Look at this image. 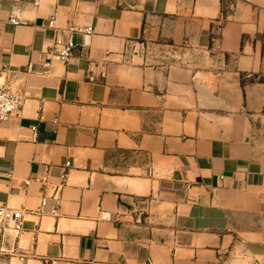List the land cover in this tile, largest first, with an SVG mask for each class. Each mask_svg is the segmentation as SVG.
<instances>
[{
  "label": "crops",
  "instance_id": "obj_1",
  "mask_svg": "<svg viewBox=\"0 0 264 264\" xmlns=\"http://www.w3.org/2000/svg\"><path fill=\"white\" fill-rule=\"evenodd\" d=\"M35 2L0 0V264H264V0Z\"/></svg>",
  "mask_w": 264,
  "mask_h": 264
},
{
  "label": "built area",
  "instance_id": "obj_2",
  "mask_svg": "<svg viewBox=\"0 0 264 264\" xmlns=\"http://www.w3.org/2000/svg\"><path fill=\"white\" fill-rule=\"evenodd\" d=\"M35 3L38 4V0H36ZM9 22L13 25H18L20 23L19 19L16 17H11ZM53 22L54 18L52 17L49 20V23L53 25ZM78 31L90 34L92 33L93 28L91 26H87L84 28H79ZM55 45L57 46V49L53 52L54 58L60 62L67 63L74 54L75 44L71 39L64 40L62 38H58L55 40ZM87 78L89 81L96 80L90 69ZM24 101L25 96L23 93L14 91L6 84L0 83V123L6 121L11 115L18 114L23 106ZM33 128L36 129L35 126ZM69 164L70 163L67 162V166H69ZM9 175H11V172H9ZM35 181L41 183L44 190H47L50 186V182L47 177L36 178ZM29 183L30 180L25 182L26 185H29ZM45 203L46 202L43 199L41 201V205H44ZM23 223V209L0 205L1 225L9 224L15 231L21 232L23 230Z\"/></svg>",
  "mask_w": 264,
  "mask_h": 264
},
{
  "label": "rangeland",
  "instance_id": "obj_3",
  "mask_svg": "<svg viewBox=\"0 0 264 264\" xmlns=\"http://www.w3.org/2000/svg\"><path fill=\"white\" fill-rule=\"evenodd\" d=\"M232 0H224L225 9ZM257 37L264 43V31L257 34Z\"/></svg>",
  "mask_w": 264,
  "mask_h": 264
},
{
  "label": "trees",
  "instance_id": "obj_4",
  "mask_svg": "<svg viewBox=\"0 0 264 264\" xmlns=\"http://www.w3.org/2000/svg\"><path fill=\"white\" fill-rule=\"evenodd\" d=\"M223 12H224V13H226V10H225V9H223Z\"/></svg>",
  "mask_w": 264,
  "mask_h": 264
}]
</instances>
